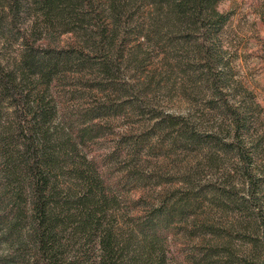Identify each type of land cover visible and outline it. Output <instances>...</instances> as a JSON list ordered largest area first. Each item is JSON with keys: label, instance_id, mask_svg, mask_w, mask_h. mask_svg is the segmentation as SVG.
Wrapping results in <instances>:
<instances>
[{"label": "trees", "instance_id": "obj_1", "mask_svg": "<svg viewBox=\"0 0 264 264\" xmlns=\"http://www.w3.org/2000/svg\"><path fill=\"white\" fill-rule=\"evenodd\" d=\"M222 1L0 0V264H264V117ZM175 68L184 114L154 103ZM125 109L151 124L101 145Z\"/></svg>", "mask_w": 264, "mask_h": 264}, {"label": "rangeland", "instance_id": "obj_2", "mask_svg": "<svg viewBox=\"0 0 264 264\" xmlns=\"http://www.w3.org/2000/svg\"><path fill=\"white\" fill-rule=\"evenodd\" d=\"M262 4L263 0H223L219 8L231 14L230 21L222 34L225 50L223 59L226 65L225 71L234 83L248 87L253 95V100L260 104V114L264 117V21L261 17ZM66 40L67 36H64L63 42ZM151 68L149 67L148 71H151ZM128 73L129 76L126 81L135 84L139 81H145L144 73H136L135 69ZM172 73L171 79L163 81L162 88L156 92L155 107L157 109L167 107L168 111L184 114L187 113L191 105L181 92V88L186 82V76L176 68ZM153 84L152 88L154 87ZM154 92L151 91L150 93ZM102 123L110 126L111 131H113V134L99 142L103 143L101 145L104 146H114V140L119 135L140 133L151 124L147 116L140 115L132 109H125L119 116L105 118ZM148 156L146 160H149L150 163H170L165 167V174L171 175H175L173 163L176 162V159H181V157L176 156L170 158ZM176 165L179 167L178 161ZM132 192L136 197L140 194L137 190ZM176 241L178 246L183 248L180 240L177 239ZM182 259L183 257L180 258L179 264H189Z\"/></svg>", "mask_w": 264, "mask_h": 264}]
</instances>
